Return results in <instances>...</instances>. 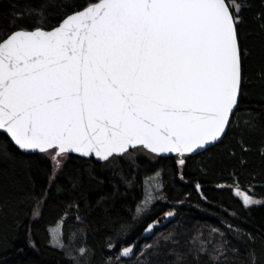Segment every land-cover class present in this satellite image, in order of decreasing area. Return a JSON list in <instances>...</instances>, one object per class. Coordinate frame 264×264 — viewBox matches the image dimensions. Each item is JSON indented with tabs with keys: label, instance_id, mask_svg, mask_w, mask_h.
I'll return each instance as SVG.
<instances>
[{
	"label": "snow or ice",
	"instance_id": "6c2138e0",
	"mask_svg": "<svg viewBox=\"0 0 264 264\" xmlns=\"http://www.w3.org/2000/svg\"><path fill=\"white\" fill-rule=\"evenodd\" d=\"M246 6V0H86L50 29L43 26L44 7L27 9L37 17L31 29L17 27L24 13L14 14L13 30L0 34V157L51 160L53 174L49 187L35 196L33 220L70 154L105 166L132 150L175 156L185 182L188 159L223 144L244 95L249 53L239 25ZM244 123L255 127L254 120ZM195 186L202 193L201 184ZM234 195L245 208L264 203L238 185ZM156 199L146 195L136 216L150 211ZM175 216L169 210L164 220ZM159 223H149L145 235ZM32 225L22 221L18 227L28 228L29 246L35 247ZM62 227L50 230V244L66 251ZM121 231L127 234L126 226ZM211 233L222 238L219 243L203 241L199 233L186 253L177 251L175 231L162 234L139 252L138 264H163L153 259L162 255L174 256L167 264H189V256L196 264L205 257L204 264H223L229 251L238 250L219 229ZM109 246L117 245L110 240ZM136 247L121 246L116 259L130 258ZM79 252L84 256L87 250ZM249 255L256 264L255 254Z\"/></svg>",
	"mask_w": 264,
	"mask_h": 264
},
{
	"label": "trees",
	"instance_id": "16d2710c",
	"mask_svg": "<svg viewBox=\"0 0 264 264\" xmlns=\"http://www.w3.org/2000/svg\"><path fill=\"white\" fill-rule=\"evenodd\" d=\"M85 3L86 0H0V34L13 30L14 14L24 13V18L17 20V27H35L37 17L28 16L29 8L44 7L43 26L50 29L65 12ZM246 3L239 25L241 45L249 53L243 69L244 95L223 144L189 158L183 169L185 182L179 180L175 156L157 157L132 150L133 155L114 158L105 166L93 159L70 155L57 172L49 198L40 205V215L35 220V196L42 186L49 187L51 160L19 154L14 159L0 157V264H75L67 247L70 239L87 250L82 264H109V258L111 264H138L139 252L145 245L172 231L178 234L179 244L175 247L181 253L193 247L192 238L199 233L203 241L213 239L212 242L219 243L222 238L213 235L212 228L223 232V239L238 250L229 251L223 264H251L250 253L255 254L256 264H264V203L245 208L232 194V188L238 185L264 201V0ZM246 120H254L255 127L246 125ZM157 172L161 174L164 201L155 202L150 211L137 217L144 181ZM197 182L202 193L196 190ZM169 210L175 211V218L157 228L150 239H142L132 259H116L121 246L135 243L154 219L165 221L164 214ZM22 221H33L30 234L35 247L29 246L28 228L18 227ZM59 224L63 226L66 251L50 244L49 229ZM122 225L127 234L121 231ZM229 225L233 226L231 231ZM249 234L255 239H249ZM110 240L115 241V248L110 249ZM153 259L167 264L174 256ZM188 259L189 264H196L192 256Z\"/></svg>",
	"mask_w": 264,
	"mask_h": 264
},
{
	"label": "rangeland",
	"instance_id": "374dc122",
	"mask_svg": "<svg viewBox=\"0 0 264 264\" xmlns=\"http://www.w3.org/2000/svg\"><path fill=\"white\" fill-rule=\"evenodd\" d=\"M140 152H142V150H140ZM149 154H150V153H149ZM152 155H154V154H152ZM127 157H129V156H127ZM149 157H150V156H149ZM150 158H151V157H150ZM160 177H161L160 172H157V173L153 174L152 176L148 177V178L144 181V193H143V198H142L141 201L145 200L146 195H151V196H153V197H158V199H156L155 202H157V201H164V197L161 195V189H162V188L160 187V190H159V191L156 190V186H157V185H160V186L162 185V184H161ZM234 190H235V187L232 188V194H233V196H234L236 199L241 200L240 198H237V197L234 195ZM140 204H141V202H140ZM140 204H139V205H140ZM173 211H174V210H173ZM159 221H160V220H159ZM162 222H163V221H162ZM159 224H161V221H160ZM60 226H61V224H59L58 226L56 225V226L50 227V229H49V233H50V230H51V232H53V233H58V232H60V230H61ZM212 238L215 239V237H212ZM50 240H51V235H50ZM212 241H213V239H212ZM67 247L71 250L72 256H73V257H76V258L78 259L79 264H82V262L85 261L86 256H85V255H84V256H81V255H80V252H79V250H80L81 248H83V247H79L76 243H73L71 239L69 240V243L67 244ZM120 250H121V249H120ZM120 250H119V252H120ZM119 252H118V255H119ZM74 262H75V264H76V261H74Z\"/></svg>",
	"mask_w": 264,
	"mask_h": 264
},
{
	"label": "water",
	"instance_id": "95a60500",
	"mask_svg": "<svg viewBox=\"0 0 264 264\" xmlns=\"http://www.w3.org/2000/svg\"><path fill=\"white\" fill-rule=\"evenodd\" d=\"M70 155H75V154H70ZM160 157H170V156H160ZM81 158H83V157H81ZM83 159H93L94 161H96L95 160V158L94 157H92V158H83ZM98 162V161H97ZM235 191V190H234ZM198 193H200V192H198ZM201 198H202V196H201ZM203 199V198H202ZM168 223V221H163L161 224H158L157 225V228H162L163 226H165L166 224ZM156 228V229H157ZM154 233H155V230H154V232L153 233H151V234H148L147 236L145 235V232H144V230H143V232H142V234H141V237L135 242V243H133V244H131V245H138V243L142 240V239H150L153 235H154ZM137 248V247H136ZM135 255H133V256H131L130 258H122V259H124V260H130V259H132L133 257H134Z\"/></svg>",
	"mask_w": 264,
	"mask_h": 264
}]
</instances>
